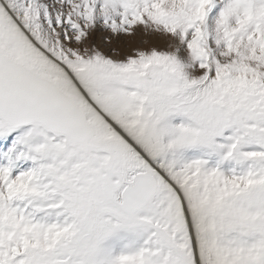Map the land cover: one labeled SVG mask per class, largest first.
I'll return each mask as SVG.
<instances>
[{
  "label": "snow or ice",
  "instance_id": "obj_1",
  "mask_svg": "<svg viewBox=\"0 0 264 264\" xmlns=\"http://www.w3.org/2000/svg\"><path fill=\"white\" fill-rule=\"evenodd\" d=\"M0 264H264V0H0Z\"/></svg>",
  "mask_w": 264,
  "mask_h": 264
}]
</instances>
